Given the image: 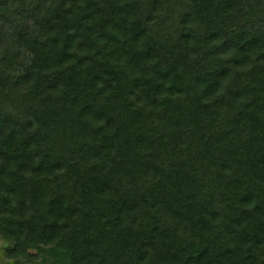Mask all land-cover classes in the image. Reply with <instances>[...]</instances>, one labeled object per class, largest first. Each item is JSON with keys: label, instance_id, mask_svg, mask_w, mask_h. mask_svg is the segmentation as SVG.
Returning <instances> with one entry per match:
<instances>
[{"label": "trees", "instance_id": "1", "mask_svg": "<svg viewBox=\"0 0 264 264\" xmlns=\"http://www.w3.org/2000/svg\"><path fill=\"white\" fill-rule=\"evenodd\" d=\"M0 235L264 264V0H0Z\"/></svg>", "mask_w": 264, "mask_h": 264}, {"label": "rangeland", "instance_id": "2", "mask_svg": "<svg viewBox=\"0 0 264 264\" xmlns=\"http://www.w3.org/2000/svg\"><path fill=\"white\" fill-rule=\"evenodd\" d=\"M12 247H14V243L5 236L0 235V264H21L18 263L16 259L9 257V252ZM29 253L32 257H30V260L24 261L23 264H35V262L40 264H50L52 261V254L46 251L37 248H30Z\"/></svg>", "mask_w": 264, "mask_h": 264}]
</instances>
